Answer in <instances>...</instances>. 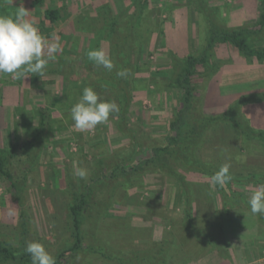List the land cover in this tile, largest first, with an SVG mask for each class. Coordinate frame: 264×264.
I'll use <instances>...</instances> for the list:
<instances>
[{
    "label": "rangeland",
    "instance_id": "374dc122",
    "mask_svg": "<svg viewBox=\"0 0 264 264\" xmlns=\"http://www.w3.org/2000/svg\"><path fill=\"white\" fill-rule=\"evenodd\" d=\"M125 1L48 0L45 5L60 6L64 15L63 21L57 23L52 30L46 29V26H42V29L37 26L40 19L38 10L23 7L29 12L28 18L39 28L42 35L49 40L52 34L60 37L62 50L49 60L40 75L28 73L25 78L15 79L11 74H0V91L9 95V99H0V148L7 149L11 146L14 148L13 152L16 154L10 159L9 168L23 184L24 207L30 219L28 227L31 231L30 238L43 244L48 252L54 253L57 243L63 237L62 228L59 230L57 226L59 220L56 217L60 214L59 218L63 219L65 215L64 205L67 198L62 191L66 189L68 176L71 177L69 178L75 189L89 185L91 179H94V185L99 187L98 197L107 198L110 196L112 182L104 177H108L109 172L108 170L102 172L100 178H97L100 179L98 181L92 175L95 161L102 155L114 154L118 160L125 159L130 153L129 150L126 151L129 143L127 137L118 133L109 121L84 132L73 126L70 109L81 97L74 93L72 97L71 91L76 90L75 86L80 89L83 77L72 83V78L75 79L74 67L65 72L67 76L63 75L64 69L61 71L64 61L68 59L67 62L72 61L73 64L76 58L75 55L68 54L69 50H74V38L78 39L77 50L74 51L82 53L89 47V40L94 35L93 27L87 23L86 27L90 30L86 33L77 32L75 25L84 21L86 16L94 17L95 8L98 6L111 5L113 11L118 12L123 8ZM206 1L219 7L221 16H227L232 25L255 21L260 14L257 0ZM150 6L154 30L146 44L148 43V52L151 54L141 58L142 68L137 74L139 88L133 92L129 117L137 134L142 133L144 141L149 143L160 140L164 143L165 138L172 134L169 122L179 109L182 94L171 83L170 53L182 59L198 53L205 46V38L202 19L186 0H150ZM19 10L20 7L18 12ZM263 44L264 42H253L252 46L258 47ZM213 49L221 66L207 84L203 74L207 68L197 66L196 76L192 80L195 92L191 109L194 115H199L202 110L210 114L224 112L236 100L253 94L247 91L264 89V62L254 61L248 64L237 49L228 43H216ZM180 61L178 59V66ZM254 71L260 79L252 78L255 76ZM47 103L48 105L52 103L55 109L52 111L54 122L51 124L48 140L41 148L37 145V149H31L35 144L31 143L32 137L38 134L42 127L36 108ZM260 103L262 104L250 103L244 107H237L235 114L237 113L239 117L244 112L250 127L264 131V102ZM21 108L26 111L30 124L28 121L24 122L25 115L23 114L24 117L21 115ZM15 110L17 114L13 113ZM233 130L236 131L233 127L227 129V126H218L207 131L199 156L204 160L213 159L219 165L230 164L229 172L233 174L241 172L249 175L252 171L259 174V177L264 176V142L248 141L246 140L248 137L237 131L233 133ZM22 147L28 151L27 154L35 156L30 167L21 159ZM13 152L11 150V153ZM143 154H146L145 151ZM163 160L172 164L167 156ZM80 168L87 170L86 179H81L76 174ZM179 171L183 172L180 169ZM139 177L127 188V192L132 195L125 200V205H112L108 211L110 219L102 226V232L105 233L102 236L112 245L124 247L122 249L126 250L128 256L141 249L148 254L156 247H165L164 239L166 237L169 239L166 232L177 229L179 233H183L180 224L186 205L181 186L175 180L160 174H144L143 177ZM242 178L241 176L240 179ZM186 179L187 185L189 184L193 191L191 212L198 219V227L204 230L207 228L208 231L212 229V225L209 228L208 224L203 222L210 219L205 213L212 218V214L215 213L213 211H217L212 223L215 229L211 230L210 241L216 242L214 235L218 241L221 236L224 247L227 246L228 237L224 234V223L236 214L235 211L239 207H243L242 203L233 200V206L231 203L225 205L222 196L206 176L190 175ZM255 186L248 184L237 187L232 184V188L244 194L246 201ZM228 201L231 199L228 198ZM19 209L9 183L0 179V237L8 236L16 245H20L22 240L16 228ZM124 222H129L128 225L137 229L136 236L140 240L129 241L124 235L121 236L118 231H125L127 225ZM180 235L181 249L172 260L166 259L167 264H210L217 260L219 250H211L210 245L204 246L193 238L187 241L188 239ZM155 255L158 258L159 254ZM156 262L161 263L160 259H156Z\"/></svg>",
    "mask_w": 264,
    "mask_h": 264
},
{
    "label": "trees",
    "instance_id": "16d2710c",
    "mask_svg": "<svg viewBox=\"0 0 264 264\" xmlns=\"http://www.w3.org/2000/svg\"><path fill=\"white\" fill-rule=\"evenodd\" d=\"M47 1L0 0V16L15 18L19 7L36 9L40 12L37 26L41 29L42 26H46V29L52 30L57 23L63 21V8L53 4L45 5ZM186 1L193 6L202 19L205 46L198 53L190 54L183 59L170 53L172 62L171 83L182 94L179 109L169 122L172 134L165 138L164 143L160 140L149 143L144 141L142 133L137 134L136 128L131 122L132 119L129 117L133 92L139 88L137 74L142 68L141 58L145 55L148 57L151 54L150 51L148 52V43L146 44L149 35L154 30L150 0H126L125 4L123 3V8L118 12L113 11L111 5L98 6L95 8L94 17L86 16L84 21H80L79 24L75 25L77 26L75 29L77 32L86 33L90 30L86 27L88 24L93 27L92 32L94 35L89 40V47L84 49L82 53L74 51L77 50L78 42V39L74 38V50H69L68 54H73L76 58L73 64L72 61L67 62V59L61 65V71L64 69L62 71L63 75L66 74V71H69V68L74 67L75 79L72 78V83L83 77L80 89L75 86L76 90L71 91V96L74 93L81 97L83 89L91 87L102 100L114 101L119 107V112L110 114L109 122L118 133L127 137L129 143L126 151L129 150L130 153L125 159L118 160L114 154L102 155L95 161L92 170L93 177L97 179L103 174L102 172L106 170L109 172V176L104 177L112 182L110 196L107 198L98 197L99 187L97 188L94 185V179H91L89 185H85L81 189H75L70 180L71 177L67 175L66 189L62 191L67 198L64 205L65 215L63 219L59 218L60 214L56 217L59 220L57 226L59 230L62 228L63 237L57 243L54 253L49 251L55 258L56 264H95V262L106 264H130V262H134V264H158L156 259H160L161 263L159 264H167L166 259L172 260V257L177 256L181 249L182 242L180 243L179 234L182 238L188 239L187 241L193 238L204 246L210 245L211 250H219V256L224 259L230 258L229 251L224 247L221 236L218 241L216 240L218 238L214 235L216 242L210 241L211 230L215 229L212 223H214V215L217 211H213L215 213L212 214V218L204 212L208 218L213 219L212 221L210 219L203 221L208 224L209 228L212 225V229L208 231L207 228L204 230L200 226L198 227V219L191 212L194 199L191 195L193 191L191 186L187 185L186 177L200 174L209 179L222 166L213 159L204 160L199 156L205 133L212 128L227 126L228 129L233 127L238 133L248 137L246 139L248 141L264 142V131H258L250 127L251 125H249L244 112L239 117L237 113L235 114L237 107L264 102V93L245 95L221 113L210 114L202 110L199 115H194L191 109L194 104L195 92L192 87V80L196 76L197 66L199 65L207 68L203 73L206 84L217 73L221 63L216 58L213 49L216 43L232 45L248 64L254 61L264 62V44L258 47L252 46L253 42H264V0H257L260 9L257 20L233 25L227 16H221L218 10L219 7L210 5L206 0ZM101 49L109 55L114 65L111 71L102 66H97L94 61L88 59L87 53L89 51ZM178 59L181 60L179 66L177 64ZM121 70H127L125 77L117 76V72ZM0 99H2L1 91ZM21 109V115H25V117L23 116L25 118L24 122L28 121L30 124L26 111L23 108ZM36 110L41 118L40 126L42 127H40L41 130L38 134L32 137L31 143L34 142L36 145L34 144L31 149H37V145L39 148L44 145L48 140L51 124L54 122L52 111L55 109H53L52 103L38 106ZM13 113L17 114V110ZM236 131L233 130V133ZM42 133L43 135H41ZM248 141L245 142L248 143ZM11 150L14 151L12 146L7 149L0 148V179L9 183L15 204L20 208L16 228H18L22 240L19 243L20 245H16L8 236L0 237V264H32L29 254L25 251L27 243L33 241V238H30L31 231L28 230L29 213L24 207L23 184L9 168L10 159L16 154L11 153ZM144 151L146 154H143ZM27 152L22 147L20 154L21 159H24L23 161L30 167L35 156L32 155L33 152H30L32 156ZM166 156L171 159L172 164L164 162L163 158H166ZM144 174L166 176L175 180L183 189L186 205L180 224L183 233H179L177 229L176 231L166 232V235H169V239L167 237L164 239L166 248L156 247L148 254L144 249H141L128 256L126 250L122 249L124 247L117 246V244L115 247L102 236V234H105L102 232V226L110 219L108 215L110 207L116 204L125 205V200L132 195L127 192V188L132 185L133 180L139 176V178L143 177ZM229 174L232 179L227 184L217 185L214 188L222 196L225 205L231 203V206H233V203L238 201L239 204L242 203L241 205L250 211L244 194L235 190L234 187L232 188V184L237 187L248 184L258 185L264 183V176L259 177V174L252 171L249 175L241 172L236 174L229 172ZM241 176L242 179H240ZM228 198L231 201H228ZM233 200L235 201L233 202ZM255 215L260 228H264V216ZM144 218L146 217L144 216ZM128 223L124 222L127 225L125 231L119 230L118 232L121 236L124 235L126 239L128 238L129 241L140 240L136 236L137 229L131 227ZM220 235H222V231ZM155 253L159 254L158 258Z\"/></svg>",
    "mask_w": 264,
    "mask_h": 264
},
{
    "label": "clouds",
    "instance_id": "9594fccd",
    "mask_svg": "<svg viewBox=\"0 0 264 264\" xmlns=\"http://www.w3.org/2000/svg\"><path fill=\"white\" fill-rule=\"evenodd\" d=\"M28 11L20 7L13 17L0 16V74H11L15 79L25 78L28 73L40 75L49 60L60 52V37L52 34L51 40L42 35L39 28L28 18ZM88 59L97 66L111 71L114 67L104 50H91ZM127 70L117 72L125 77ZM119 107L114 101H104L91 88L85 87L79 101L70 109L73 126L81 131L94 129L98 124L107 123L110 114L118 113ZM230 164H223L209 177L213 186L227 184L231 179ZM86 179L88 172L80 168L76 173ZM247 204L252 214L264 216V183L255 186ZM32 264H56L55 258L37 241L28 242L25 248Z\"/></svg>",
    "mask_w": 264,
    "mask_h": 264
},
{
    "label": "crops",
    "instance_id": "0c3cea01",
    "mask_svg": "<svg viewBox=\"0 0 264 264\" xmlns=\"http://www.w3.org/2000/svg\"><path fill=\"white\" fill-rule=\"evenodd\" d=\"M254 75L252 78L260 79L255 71ZM247 92L262 93L264 89ZM1 96L2 100L9 99L6 92H1ZM235 212L236 214L224 223L223 228L225 236L228 237L225 248L228 249L230 258L224 259L216 255L217 260L210 264H262L264 262V228H260L256 215L246 207H239Z\"/></svg>",
    "mask_w": 264,
    "mask_h": 264
}]
</instances>
